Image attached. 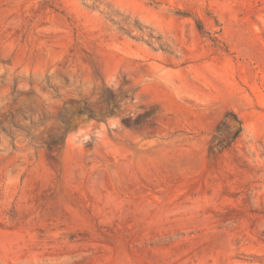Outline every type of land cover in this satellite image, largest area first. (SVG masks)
Listing matches in <instances>:
<instances>
[{"label": "rangeland", "instance_id": "1", "mask_svg": "<svg viewBox=\"0 0 264 264\" xmlns=\"http://www.w3.org/2000/svg\"><path fill=\"white\" fill-rule=\"evenodd\" d=\"M0 264H264V0H0Z\"/></svg>", "mask_w": 264, "mask_h": 264}, {"label": "water", "instance_id": "2", "mask_svg": "<svg viewBox=\"0 0 264 264\" xmlns=\"http://www.w3.org/2000/svg\"><path fill=\"white\" fill-rule=\"evenodd\" d=\"M235 126L238 127L239 126V123H235Z\"/></svg>", "mask_w": 264, "mask_h": 264}]
</instances>
